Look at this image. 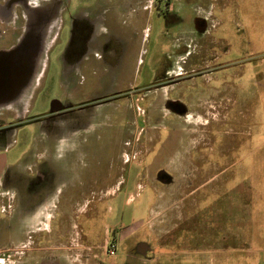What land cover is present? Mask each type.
I'll return each mask as SVG.
<instances>
[{
	"label": "rangeland",
	"instance_id": "obj_1",
	"mask_svg": "<svg viewBox=\"0 0 264 264\" xmlns=\"http://www.w3.org/2000/svg\"><path fill=\"white\" fill-rule=\"evenodd\" d=\"M61 4L0 106V264H264V0Z\"/></svg>",
	"mask_w": 264,
	"mask_h": 264
},
{
	"label": "flooded vegetation",
	"instance_id": "obj_2",
	"mask_svg": "<svg viewBox=\"0 0 264 264\" xmlns=\"http://www.w3.org/2000/svg\"><path fill=\"white\" fill-rule=\"evenodd\" d=\"M62 2L63 0H0V101L31 91L29 83L33 74L37 73V77L38 65L48 63L47 50L50 48V52H53L57 48L56 43L63 32L60 23V9L64 10ZM173 10L172 6L168 9L169 12ZM76 35L74 29L71 45ZM64 56L62 52L59 60L64 59ZM53 107L59 109L57 114L60 117L71 112L68 106L60 103ZM1 131L0 134L5 130ZM58 191L57 187H50L41 207H47L50 202L56 203L55 195ZM81 193L82 191L77 195L69 193L63 199L64 205L79 202Z\"/></svg>",
	"mask_w": 264,
	"mask_h": 264
},
{
	"label": "water",
	"instance_id": "obj_3",
	"mask_svg": "<svg viewBox=\"0 0 264 264\" xmlns=\"http://www.w3.org/2000/svg\"><path fill=\"white\" fill-rule=\"evenodd\" d=\"M35 79H36V77H35V74H33V76H32V78H31V80H30V83H29V87H31V89H32V86H33V84H34V82H35ZM30 93V92H29ZM28 95V93H27V91L25 92V93H23V94H21V95H18V96H12L11 98H9V99H6V100H4V101H0V106L1 107H3V109L4 108H13L14 109V107L16 106V105H18V103H20V102H22V100H24V97L25 96H27ZM14 97V98H13ZM19 99V100H18ZM56 103L55 102H52V105L54 106ZM52 105H51V107H52Z\"/></svg>",
	"mask_w": 264,
	"mask_h": 264
},
{
	"label": "built area",
	"instance_id": "obj_4",
	"mask_svg": "<svg viewBox=\"0 0 264 264\" xmlns=\"http://www.w3.org/2000/svg\"><path fill=\"white\" fill-rule=\"evenodd\" d=\"M114 252H115V247L113 246V247H111V248L109 249V254H110V255H113Z\"/></svg>",
	"mask_w": 264,
	"mask_h": 264
},
{
	"label": "crops",
	"instance_id": "obj_5",
	"mask_svg": "<svg viewBox=\"0 0 264 264\" xmlns=\"http://www.w3.org/2000/svg\"><path fill=\"white\" fill-rule=\"evenodd\" d=\"M241 205L239 204V207H240ZM241 210V209H240ZM239 216H240V212H239ZM240 219V218H239ZM241 220V219H240ZM239 224L241 225V223H240V221H239ZM253 240H254V237L252 238ZM259 239L257 238V235L255 236V242L257 241V242H259L258 241ZM250 244H251V242H250ZM252 250V249H251Z\"/></svg>",
	"mask_w": 264,
	"mask_h": 264
}]
</instances>
